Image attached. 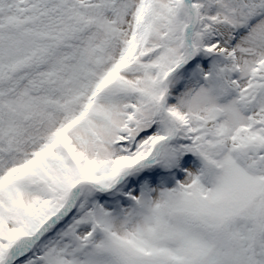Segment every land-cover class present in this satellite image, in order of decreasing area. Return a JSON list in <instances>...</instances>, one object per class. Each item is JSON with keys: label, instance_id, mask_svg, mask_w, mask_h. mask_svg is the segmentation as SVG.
I'll list each match as a JSON object with an SVG mask.
<instances>
[{"label": "snow or ice", "instance_id": "snow-or-ice-1", "mask_svg": "<svg viewBox=\"0 0 264 264\" xmlns=\"http://www.w3.org/2000/svg\"><path fill=\"white\" fill-rule=\"evenodd\" d=\"M0 264H264V0H0Z\"/></svg>", "mask_w": 264, "mask_h": 264}]
</instances>
